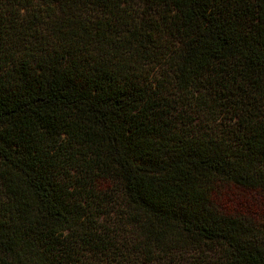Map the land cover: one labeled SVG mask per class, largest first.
<instances>
[{
    "label": "trees",
    "instance_id": "16d2710c",
    "mask_svg": "<svg viewBox=\"0 0 264 264\" xmlns=\"http://www.w3.org/2000/svg\"><path fill=\"white\" fill-rule=\"evenodd\" d=\"M190 250L264 264V0H0V264Z\"/></svg>",
    "mask_w": 264,
    "mask_h": 264
},
{
    "label": "rangeland",
    "instance_id": "374dc122",
    "mask_svg": "<svg viewBox=\"0 0 264 264\" xmlns=\"http://www.w3.org/2000/svg\"><path fill=\"white\" fill-rule=\"evenodd\" d=\"M224 121L229 122V118H226V120ZM97 189L98 191H101L103 195H107L106 199L112 200L113 202V206L112 208H110L112 211L110 212L109 217H107L108 220L107 223H109L110 221L115 220L114 217L119 216L120 215L119 213L124 209L123 207H121L123 206L121 193L117 186L109 185L108 183L105 182L99 183ZM238 194H233V196H231L232 194L230 196L228 195L227 198L221 199V201L230 203L231 207L238 208V210H241L246 213H251L256 210H259L260 208H263L260 206V204H262V200L257 196H254L253 194L252 195H248V194L238 195ZM104 219H106V217ZM83 256L94 257L93 252L91 253L89 252V250H87V252H84ZM177 258L178 259H175V262L177 264H194L195 263L194 260L196 259V254L194 253L193 250H190L187 253L178 252Z\"/></svg>",
    "mask_w": 264,
    "mask_h": 264
}]
</instances>
